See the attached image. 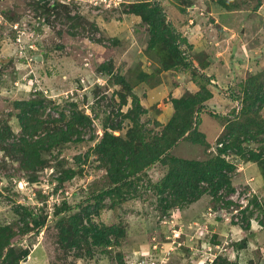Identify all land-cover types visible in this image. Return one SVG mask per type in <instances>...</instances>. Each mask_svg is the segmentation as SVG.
Segmentation results:
<instances>
[{"label":"rangeland","instance_id":"1","mask_svg":"<svg viewBox=\"0 0 264 264\" xmlns=\"http://www.w3.org/2000/svg\"><path fill=\"white\" fill-rule=\"evenodd\" d=\"M138 1L144 0L41 1L66 7L46 12L49 7L37 0H0V129L5 130L0 142V228H6L16 255L29 254L17 264H213L219 257L264 264V177L255 162L230 157L238 165L232 175L234 191L251 192L262 201L261 207L248 211L254 214L249 219L227 206L233 193L225 190L220 201L206 194L166 209L156 191L166 174L160 165L131 178L130 170L122 171L120 195L101 197L117 191L116 169L97 152L103 126L121 121L122 111L135 108L134 96L147 111L140 119L151 139L161 131L153 122L160 119L165 126L172 118L173 99L195 94L207 84L213 98L199 130L214 153L225 142L224 125L243 109L246 81L264 71V0H153L162 6L170 28L187 40H178L187 66L135 83L142 72L151 75L162 67L159 49L150 46L148 24L131 13ZM102 66L110 71L101 72ZM116 76H124L130 93L115 83ZM121 94L127 98L123 107ZM30 100L42 109L25 116L17 102ZM161 104L163 113L157 107ZM76 108L92 118L85 129L78 127L79 140L39 148L29 166L27 144L58 126L48 124L35 136L25 126L61 119L62 113L69 118ZM260 111L264 120V107ZM132 124L125 121L113 135L129 139ZM244 148L247 158L251 151L264 155V135L245 142ZM171 152L185 159L206 158L204 147L184 140ZM85 208L94 224L122 231L111 247L63 246L61 230ZM222 209H227L223 217ZM32 213L45 222L43 228L31 222Z\"/></svg>","mask_w":264,"mask_h":264},{"label":"trees","instance_id":"2","mask_svg":"<svg viewBox=\"0 0 264 264\" xmlns=\"http://www.w3.org/2000/svg\"><path fill=\"white\" fill-rule=\"evenodd\" d=\"M37 2L38 5H44V8L45 6L49 7L45 9L46 12H50L51 9L57 10L60 7H64L61 4L56 6L49 5L48 2L42 3L40 0H37ZM131 13L141 17L142 21L148 24L152 41L150 46L153 49H159V63L162 66L151 75L142 72L140 77L134 78L133 81L135 83L150 82L153 77H156L161 72L169 71L180 64L187 66L184 62V57L181 55V44H178V40L184 43L187 40L170 28V23H167L165 12L160 3H155L153 0L138 1L133 5ZM206 66L203 67L205 68ZM106 69L104 66L99 68L103 73L110 71ZM113 79L117 85L123 84L130 93V85L124 76H116ZM212 98L213 94L208 85L201 84L199 91L195 94H188L180 99H173L174 114L172 118L165 126L159 121H154L153 124L161 127V131L157 134L153 133V137L148 139L150 136L145 129L147 124L144 127L140 119L141 114H147V111L140 105L137 95L134 96L133 105L135 108H130L126 112L122 111L123 114H119L121 121L117 119L112 122L111 126H103L105 132L101 142L98 144L97 152L105 162H111L116 169L117 173H115L113 180L117 191L108 190L101 197L104 195L111 196L115 192L120 195L123 181L121 178L122 171L130 170L129 178H131L156 165L166 169L165 177L156 185V191L159 198L162 197L160 199L162 203L166 204V209L182 203H194L206 194L220 201L223 196L220 195L221 191L225 190L226 194L233 193L232 175L237 173L238 165L237 161L231 160V156L239 157L244 162L257 163L262 172L261 175L264 177V155L251 151L247 158L244 148L245 142L247 143L252 138L256 139L257 136L264 135V120H262L260 115V110L264 107V71L250 77L246 81L242 99L243 109L239 115L233 113L234 117H237L232 122L230 121L227 125H224V131L226 132L223 134L221 142H225L222 143V147H216L214 153H210L214 150V148L211 149L210 140L199 130L202 123L201 115L204 114L203 111L206 109L207 102ZM120 104L121 107L127 105V98L122 96ZM17 105L19 108H24L22 111H24L25 116L35 110L40 112L42 109V104L35 100L17 102ZM91 119L76 108L69 118L62 113L61 119L41 121L36 126H25V132L31 136L38 134L39 130L48 124L58 126L54 132H48L46 136L39 137L34 144H27L26 147L29 148L24 151L26 161H28L26 163L31 166V157H38L39 148L50 150L57 145L62 146L68 142L79 140V136L82 133L81 129L91 125ZM127 120L133 123L128 132L129 139L113 135L112 131L122 128ZM78 127H81V129ZM4 131L0 129V142L4 139ZM226 136L230 138L227 139ZM76 137L77 139H75ZM182 140L195 148L204 147L206 158L202 160L197 158L185 159L184 157L173 155L171 152L172 148ZM127 177L125 176L124 178ZM258 198L252 195L249 205L244 211L242 210L244 217L247 219L254 215L253 213L251 215L248 213L250 209L253 211V209L256 210L254 207H257V209L261 207L262 201ZM226 204L230 206L232 202L229 201ZM94 209L97 210L98 206H94ZM90 216H92V213H90L88 208H85L82 214L69 218L67 221L68 228L61 230L64 247L80 250L86 244L89 247L91 245L92 248L102 247L107 249L111 247L114 240L122 236V231L117 226L107 227L103 225L99 227L92 222ZM30 219L34 226L44 227L45 222L37 217L35 218L33 213L30 215ZM85 220H87V225ZM10 238L6 233V228H0V264H17L22 257L29 255L27 252H25V255H16ZM245 244L246 242H243L240 249L245 248ZM6 249H8L7 252L5 251ZM222 263L239 264L238 262L226 261L222 257L213 262V264Z\"/></svg>","mask_w":264,"mask_h":264},{"label":"built area","instance_id":"3","mask_svg":"<svg viewBox=\"0 0 264 264\" xmlns=\"http://www.w3.org/2000/svg\"><path fill=\"white\" fill-rule=\"evenodd\" d=\"M16 28V26H15ZM251 192L244 193L241 195L239 191H234L233 194L229 197V200L232 202V204L229 206L230 209L234 210V212L237 214L239 211L244 210L250 202L251 199ZM227 209H222L220 210L221 212V217L224 216V212H226ZM227 222L231 223V219H226ZM236 220H238L236 218ZM216 248H219V246H216Z\"/></svg>","mask_w":264,"mask_h":264},{"label":"crops","instance_id":"4","mask_svg":"<svg viewBox=\"0 0 264 264\" xmlns=\"http://www.w3.org/2000/svg\"><path fill=\"white\" fill-rule=\"evenodd\" d=\"M157 107H159V108H161V110H162V113H163V110L165 109V107L163 108V105L161 104V105H158ZM163 108V109H162ZM166 110V109H165ZM160 118V117H159ZM158 121H160V119H158ZM187 153L188 154H192V152H188L187 151ZM238 172V171H237ZM253 179V178H252ZM248 184V183H247ZM249 185V184H248Z\"/></svg>","mask_w":264,"mask_h":264},{"label":"water","instance_id":"5","mask_svg":"<svg viewBox=\"0 0 264 264\" xmlns=\"http://www.w3.org/2000/svg\"><path fill=\"white\" fill-rule=\"evenodd\" d=\"M41 1H45V0H41ZM40 58H42V57H40ZM41 60V59H40Z\"/></svg>","mask_w":264,"mask_h":264}]
</instances>
